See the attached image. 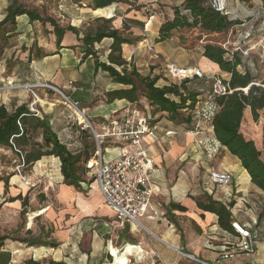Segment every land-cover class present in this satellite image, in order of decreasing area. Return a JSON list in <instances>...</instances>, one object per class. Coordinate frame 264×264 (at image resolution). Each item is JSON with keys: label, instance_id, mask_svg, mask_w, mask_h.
Listing matches in <instances>:
<instances>
[{"label": "crops", "instance_id": "1", "mask_svg": "<svg viewBox=\"0 0 264 264\" xmlns=\"http://www.w3.org/2000/svg\"><path fill=\"white\" fill-rule=\"evenodd\" d=\"M185 1L135 0L134 6L122 3L111 5L114 6L111 17L115 18L113 23L115 29L122 31L124 20L140 23L139 25L133 24L127 31V34H131L130 37L137 41L133 45L123 46V57L141 75L158 76L162 66H159L161 64L159 61H152L151 55L147 57V52H145L146 39L153 43L156 53L171 64L183 68L199 67L204 74L219 75V73H223L217 64L203 57L202 48L196 51L183 49L179 38L180 34H174L171 39L165 42H158L162 24L166 20L172 19L174 17L172 9L182 6ZM85 2H77L76 0L54 2L57 6L48 17L57 20L63 28L68 26L76 28L79 33L78 36L72 32H67L60 47L57 45V37L50 24L31 23L27 16L17 18V27L22 38L29 39L30 43H34L35 48H39L45 54L40 59L33 57L30 64H22V67H29L32 70L28 76L17 75L16 80L18 82L29 79L34 84L17 85L41 86L48 84L65 94L73 102L78 103L83 110L97 111L103 104H106V116L111 117L116 109L124 107L129 102L126 100L110 102L108 94L126 88L114 83L108 73L98 69L94 58L89 57L83 60L84 48L80 39L85 33L95 30L96 20L103 18V16L97 15L94 9V0H86ZM2 17L4 18V16ZM111 44L112 40L105 39L96 46L97 54L102 62L107 61ZM33 45L28 49L29 54ZM100 56L104 57L101 58ZM226 75L228 78L222 74L221 77L228 80L230 76ZM0 76L2 79H15L5 75L3 69H0ZM71 81L75 82L78 87L76 92H71L69 89V82ZM170 84H172L171 80L164 85H158V87ZM212 85L213 82L203 78L195 82V86L205 88L208 91ZM1 87L2 84L0 83ZM33 93L39 99L35 104V108L40 112L39 117H46L53 122V130L60 141L65 143L70 150L74 151L81 148L83 144L80 141L83 139V135H89L80 133L75 126L69 123L66 114L68 108H61V105L65 106V103L56 99L57 92L43 87L33 90L0 91V104L9 109L22 105L29 107L33 101ZM143 103L150 105L146 99H141L139 102V104ZM250 116L252 114L248 108L244 112V124ZM153 117L155 124L160 128V133L161 131H169L173 133V136L155 145H151L150 139L145 142L146 146H150L155 172L151 178L154 196L147 213L140 219L144 232L141 230L134 231L129 224L130 228L124 235L125 225L119 227L116 221L114 222V226L123 235V242L127 243L121 250L127 259L126 264H202V262L209 264H264V192L252 183L250 175L242 167L241 162L231 155L226 148H223L217 158L207 161L197 151L194 145L195 138L185 134L191 125H178L170 121L167 114L155 113ZM94 119L98 123L100 122V118ZM89 139L94 144L90 136ZM0 152L13 154L12 151L4 148H0ZM212 168L225 169L233 174L234 181L231 191L234 194L232 200L236 201L232 203L233 206L231 203L226 205L224 194L221 193L220 189L211 192L207 190L205 183ZM34 170L60 184L64 198L74 195L75 188L67 186L63 182L61 162L58 158H43L36 164ZM54 175L56 177H53ZM8 176H10V181L7 191L5 183L0 180V203H2V199L5 201L4 207L1 209H5V207L21 209L23 208L22 200L13 202L11 200L19 196L22 199L26 198L24 193L30 189L15 186L21 181L15 173ZM49 183V187H52L53 182L50 181ZM204 194L211 196L230 210L232 213L230 230H226L220 225L217 215L198 207L195 199ZM94 204L92 202L80 206L77 214L68 221L71 228L69 234L78 233L77 224L79 221L81 222L82 217L86 218L95 213ZM176 206L183 207L186 211H181ZM108 215L109 213L106 212V216ZM233 222H239L241 225L259 232L260 239L256 245V253L248 256L238 251L233 260L221 261L220 257L224 254V249L238 239V234L232 228ZM70 241L71 239L64 246L73 245L76 248V244ZM101 248V244L97 240L93 241L91 248L93 253L95 251L99 253ZM10 251L16 262L17 250Z\"/></svg>", "mask_w": 264, "mask_h": 264}, {"label": "trees", "instance_id": "2", "mask_svg": "<svg viewBox=\"0 0 264 264\" xmlns=\"http://www.w3.org/2000/svg\"><path fill=\"white\" fill-rule=\"evenodd\" d=\"M50 1L54 3L61 0ZM240 1L249 3L252 0ZM214 2L216 0H186L182 6L174 7L172 9L174 17L162 24L158 42H165L171 39L175 33L183 34L184 31H199L201 34L215 37L233 33L242 22L232 20L230 16L219 11ZM115 3L129 4L128 0H94V9L97 15L107 19L98 18L96 29L85 33L80 39L84 48L83 60L89 57L94 58L98 69L108 73L114 83L126 88L109 93L110 102L126 100L130 103H139L141 99H146L155 113L167 114L169 120L178 125H191L193 122L191 112L200 96L208 92L205 88L195 86V82L202 78L195 77L193 80L187 79L181 83L158 87L159 76L141 75L123 57V46L133 45L137 41L130 37L131 34H127V31L130 30L128 24L139 25L140 23L126 20L122 31L115 29L113 25L115 18L111 17L114 10V6L111 5ZM109 6L111 7L107 8ZM182 11H189V14L182 15ZM21 16H27L31 23L50 24L57 37L58 47L67 32L79 36L76 28L61 27L54 18L41 14L37 9H28L20 0H8L5 17L0 26L10 24L17 27V18ZM105 39L112 40V44L107 61L102 62L97 54L96 46ZM183 46L185 45L183 44ZM33 48L35 47L33 46ZM202 49L204 58L217 64L223 73L230 76L226 82L232 93L217 100L219 111L213 122L215 135L222 146L241 162L242 167L250 175L252 183L264 192V160L255 142L246 139L242 133L246 109L250 108L256 122L261 116H264V86L257 84L258 77L254 76L246 63L248 58L242 51H233L228 42L206 43ZM44 56V52L39 48H36V54L30 49V61L33 57L40 59ZM190 84H193L194 87L189 88ZM0 148L12 151L19 160L23 157L30 172L43 158H58L61 162L64 184L77 190L81 189V183H85L84 175L89 172L86 163L94 153L90 151V147L86 143L82 145L81 150H76L78 152L70 150L65 143L60 141L50 125V121L46 117L40 118L33 114L27 105L9 109L0 104ZM0 180L5 183L7 191L10 176L0 178ZM17 200H22L23 209L29 206L27 197L22 199L19 196L11 201ZM195 201L200 209L217 215L220 225L226 230H230L232 213L226 206L207 194L196 198ZM231 206H233L232 203ZM176 207L181 211H186L183 207ZM22 215H24V211ZM28 234L29 238L12 239L0 232V264H34L32 261L16 263L12 252L7 249L6 243L9 240L28 248L56 249L58 247L54 241L43 240V231L39 236H33L30 231ZM110 252L114 258L112 264H126L127 259L122 251L110 248Z\"/></svg>", "mask_w": 264, "mask_h": 264}, {"label": "rangeland", "instance_id": "3", "mask_svg": "<svg viewBox=\"0 0 264 264\" xmlns=\"http://www.w3.org/2000/svg\"><path fill=\"white\" fill-rule=\"evenodd\" d=\"M20 1L28 9H37L45 16L52 14V11L57 6V4L50 0ZM76 1L85 2L86 0ZM134 1L135 0H128L131 6L135 5ZM7 6L8 0H0V24L4 20L2 16L5 17L6 9L4 8H7ZM229 6L236 20L245 24V26H241V24L233 33L218 37L201 34L199 31H184L183 34L179 35L181 45H185L182 48L187 51H196L202 48L206 43L228 42L233 51L241 49L248 53V60L246 63L252 70L254 76L258 77L257 84L264 86V48L261 44V39L264 37V0H252L249 3H244L240 0H229ZM246 34H249V37H247ZM33 44L34 43L29 42V39L26 40L22 38L18 27H13L10 24L0 26V69L5 70V75L14 77L15 79L13 80L15 84H34V82L29 79H25L24 82H18V80H16L18 74L28 76V73L32 71L29 67H22V64H30L32 61H28V49ZM31 50L36 54V48ZM145 52H147L146 55L148 57L150 53L147 48ZM100 57L103 58L104 56ZM158 61L161 63L159 66H163L160 67L158 75L160 78L158 85L161 86L170 79L165 72L167 61L163 60L161 57ZM188 68H196L202 73L199 67ZM221 74L225 76V78H228L226 73H219V75L209 73L207 75L221 77ZM188 87L192 88L194 85L190 84ZM56 99L64 102V99L59 94ZM139 105L144 111L146 107L151 108L150 105H145L144 103ZM61 108L67 107L61 105ZM106 110L107 105L103 104L97 111H88L87 116L97 127L98 122L94 118L105 116ZM149 112L155 116L154 109H150ZM66 114L68 116L72 115L69 109ZM263 117L264 116H261L259 121L256 122L253 117L250 116L249 119H246L242 128L245 138L255 142L264 160V125L260 124ZM81 142L83 145L85 143L89 145L90 151L94 152L95 146H93L89 136L83 135V139L80 143ZM79 149L81 150L82 147ZM74 151L76 152V150ZM19 164V159L14 154L0 152V178L14 174ZM34 168L32 172L29 171L30 169L28 167L25 168V175L28 177L31 176L33 172H35ZM37 174L38 177L35 178V182L37 183L36 187H26L22 181L15 185L16 187L30 189L24 193L26 194L24 196L29 200V206L26 209H14L13 207L1 209L5 204V201L2 199V203H0V231L2 235L10 236L12 239L29 238V231L33 236H39L43 231V240L48 242L54 241L58 244V247L56 249L46 247L28 248L9 240L6 243L7 249L17 250L16 262L25 263L32 261L34 264H112L114 258L111 256L110 248L121 251L127 243L123 242L122 233H119V229L114 226V215L105 204L95 184V177L92 173L87 172L84 175L85 183L81 185V189H75L74 195L66 197L67 199L64 198V194H62L60 190V184H57L55 181L51 180V178H47L40 173ZM53 177L56 176L54 175ZM50 181L53 182L52 187H49ZM92 202L95 203V213L86 218L82 217L81 222L79 221V224H77L78 233L73 232L69 234L71 228L69 227L68 221L77 214L82 204ZM235 202V200L231 201V203ZM242 208L244 209V206ZM23 211L24 215H22ZM106 212L109 213L108 216H106ZM128 228H130V226L126 223L124 235L128 232ZM141 231L143 230L141 229ZM150 237L153 238L152 236ZM70 239L71 243L74 242L76 244V248H74L73 245L64 246ZM95 240H97L102 247L99 253H96V251L93 253L91 249L92 243ZM133 263L135 262L133 261Z\"/></svg>", "mask_w": 264, "mask_h": 264}, {"label": "built area", "instance_id": "4", "mask_svg": "<svg viewBox=\"0 0 264 264\" xmlns=\"http://www.w3.org/2000/svg\"><path fill=\"white\" fill-rule=\"evenodd\" d=\"M214 4L219 11L230 16L232 20H236L230 9L229 0H216ZM187 14L189 11H182V15ZM128 25L133 26L132 24ZM241 26H245V24ZM246 35L249 37V34ZM145 43L151 60L158 61L160 56L156 53L153 43L147 39ZM261 44L264 48V37L261 39ZM235 51H242L248 57L245 50L237 49ZM166 63L165 72L172 83H181L187 79L193 80L195 77L213 82L212 88L199 99L191 112L193 122L191 128L185 131L186 135L195 138L194 145L197 151L207 161H212L219 156L224 148L214 132L213 122L219 111L217 100L232 93L230 86L223 77L203 74L196 68H183L169 62ZM0 83L2 84L0 91L33 90L43 87L62 96L65 106L72 113L68 116L69 123L75 126L80 133H87L94 142L95 150L87 161L86 167L95 177L99 192L105 204L113 212L117 225L123 227L127 223L133 228L136 225L137 230L143 229L140 219L147 213L154 196L151 178L155 172L150 146H146L145 142L150 139L151 145H155L173 136V133L169 131L160 133L153 114L149 112L151 108L146 107L144 111L140 108L139 103L129 102L124 107L116 109L111 117L106 115L100 117V122L96 127L87 116L88 110L81 109L78 103L73 102L65 94L48 84L20 86L15 84L13 79H2L1 76ZM69 89L71 92H76L78 87L75 82L71 81ZM37 100H39L37 95L33 93V101L29 109L33 114L39 116L40 112L35 108ZM260 124L264 125V117ZM50 125L52 126L53 122L50 121ZM19 162L20 164L14 171L15 175L19 176L26 187H36L37 172H33L28 177L24 173V169L27 168L24 158L21 157ZM233 181L234 176L228 170L212 168L205 184L210 192L220 189L224 194V201L228 205L234 198L231 191ZM232 228L238 234V239L224 249V254L220 257L221 261L233 260L238 251L248 256L256 253V245L260 239L259 232L243 226L239 222H233ZM202 264L209 263L202 262Z\"/></svg>", "mask_w": 264, "mask_h": 264}, {"label": "bare ground", "instance_id": "5", "mask_svg": "<svg viewBox=\"0 0 264 264\" xmlns=\"http://www.w3.org/2000/svg\"><path fill=\"white\" fill-rule=\"evenodd\" d=\"M249 13V12H248ZM15 180V179H14ZM17 180V179H16ZM134 231L137 230V226L135 225L134 228H133Z\"/></svg>", "mask_w": 264, "mask_h": 264}, {"label": "water", "instance_id": "6", "mask_svg": "<svg viewBox=\"0 0 264 264\" xmlns=\"http://www.w3.org/2000/svg\"><path fill=\"white\" fill-rule=\"evenodd\" d=\"M110 19V18H109Z\"/></svg>", "mask_w": 264, "mask_h": 264}]
</instances>
